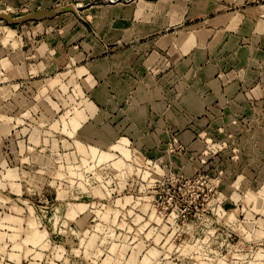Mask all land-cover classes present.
<instances>
[{"label": "rangeland", "instance_id": "rangeland-1", "mask_svg": "<svg viewBox=\"0 0 264 264\" xmlns=\"http://www.w3.org/2000/svg\"><path fill=\"white\" fill-rule=\"evenodd\" d=\"M80 80L0 108V264H264V108L107 121Z\"/></svg>", "mask_w": 264, "mask_h": 264}, {"label": "crops", "instance_id": "crops-1", "mask_svg": "<svg viewBox=\"0 0 264 264\" xmlns=\"http://www.w3.org/2000/svg\"><path fill=\"white\" fill-rule=\"evenodd\" d=\"M95 1L0 0V108L66 69L107 121L264 108V0Z\"/></svg>", "mask_w": 264, "mask_h": 264}]
</instances>
